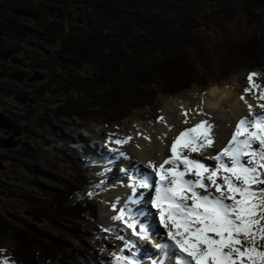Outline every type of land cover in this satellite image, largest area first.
<instances>
[{"label":"rangeland","instance_id":"1","mask_svg":"<svg viewBox=\"0 0 264 264\" xmlns=\"http://www.w3.org/2000/svg\"><path fill=\"white\" fill-rule=\"evenodd\" d=\"M86 1L88 2L89 0H81V3L77 5L78 3H75L73 0H66V3L62 2L58 6L63 8L82 5L81 7L84 11L97 16L98 22V17L101 14V11L98 10L100 9L91 1L88 5L84 4ZM190 1L191 4L200 5L201 16L212 14V7L216 4L219 6L217 12L224 10L222 6L229 11H232L233 8L235 9L236 14L233 13V19H228V21L224 22L223 27L218 26L214 22L206 23L201 16L194 15L196 23L193 24L192 29L199 30L201 35L210 40V44L213 45L211 49L214 47L219 49L218 55H221L220 53L225 50V47L228 46L227 43H231L239 48L254 40L255 37H264V6L261 9H254L255 13L252 14L254 17L251 18L243 11L241 0ZM0 2H4V4H7L6 6H9L7 7L8 16L12 15L21 18L23 24L40 33L39 36H32L29 33L25 38H21L20 36L18 38L15 35L13 37L15 40L10 36L0 38V50H15L17 53L13 60L9 62L0 60V113L11 119L22 131L20 137L14 138L18 144L16 148H0L1 215L7 217L15 225L30 227L39 233L41 238L49 240L58 239L60 243H63L62 254L67 259V264H118V257L126 256L132 259L133 253L136 252L129 243L125 244V246L118 245L117 248L114 247L113 239L111 238L112 233L115 236L113 237L115 241L125 240L127 242L125 237L119 235V229L109 231V227L115 225V221L119 220L114 219V217H110L105 221L102 220L105 211L115 214L117 213L115 209L120 208L121 205L119 202L121 199L113 198L117 200L114 201L107 198L106 196L108 195L103 192L104 186L102 185L106 184V180L110 174V170H107V167H95L91 169L90 174L87 173V177L83 176V178H86V184H89L84 196L97 198L99 199L97 203L99 204L100 202V206L98 207L99 211H101V213L99 212L100 220L95 224L72 223L62 225V223H59L62 227L56 229L47 221L36 218L33 213L34 202L49 203L50 195H47V192L56 190L65 191L60 179L72 180L76 175L75 171H78L82 165L85 170H90L88 168L89 164L84 163L86 158L81 154V149L89 153L88 148L90 149L91 146L94 147L98 144L100 148H97V146L94 148L97 151L104 150L106 146L103 147L100 141L95 140V137L97 138L99 135L107 137L106 141L113 143L112 147L109 144L111 149L109 153L114 161L113 167L120 177L128 178L129 180L130 175H146V171H139L138 169H133L129 175H126L127 171L122 169L123 165L118 160H122L123 156H120L122 154H119L120 158H118V153L124 151L125 148L120 147L125 145V143L117 145L114 141L123 140L127 141L126 143H130L133 134L138 131L140 125L147 126L161 123L160 117L163 116L165 120L166 108L168 102L171 100L188 103L192 109L204 111L208 95L214 88L220 90L226 85H231L237 89V93L240 96H245V89L250 87L248 83L250 73L258 74L257 77H254V82L260 85V88L254 89L247 93L246 96H250L254 92L256 93V91L260 93L264 92V55H260L259 58L257 55L252 56V53L246 56V54L240 52L244 56V64L239 66L238 62H235V65L231 64V68L229 67L227 71H222L217 65L219 64L218 60H216V57H213L216 75H213V72H210L211 70L200 67L201 76L204 78L203 82L194 84L190 89L174 96L163 94L161 89L156 87V82L162 83L161 81L158 80L154 83L149 79L145 81L147 83L143 87L142 82L137 81L139 77L130 76L131 73L130 77H123L119 80L118 83L121 86L117 85L113 88L112 82L116 79L113 76L114 78H111L109 84H106L108 86L105 85V89L97 90L95 95L90 97L91 100L83 102V106H85L84 110L81 112H70L68 117L59 119L54 115H50L48 113L49 110L57 105L63 106L71 98L74 100H79L80 98V93L77 92H72L70 95L61 93L58 86L60 84L59 80H62V76L66 77L67 72L72 70L67 69L66 71L62 67L58 55L63 49V39L69 36L68 34L71 35L73 30L64 23L65 21L60 20V13L58 14V11H55L56 9L51 10L53 4L50 0H31L32 5L29 7L12 5L9 0H0ZM160 2L167 4L163 6V12L159 10L160 6L158 7L155 4H149L150 11L161 15L164 14V18L173 20V22L179 20L180 12L186 11L185 8L187 9L186 13L194 8L191 7L194 5L185 6L187 5L185 1L180 2V0H176L171 6L166 0H160ZM180 3L184 5V9L181 8ZM125 9L128 8L125 7ZM140 9L138 11L139 20L143 23L142 27L149 30L147 28L149 25L146 21H143L147 20V15L142 11L143 8ZM215 9L217 10L218 7L216 6ZM20 10H29L34 17L15 15V12ZM193 10L195 11L197 8ZM225 14L226 12H223L224 18ZM108 18L110 21L115 22V18L109 16ZM91 20H85V24H82L78 28L74 27V33L83 35L91 30H95L97 28L94 24L95 21L92 18ZM53 23H59L61 27L54 28L52 26ZM88 23H91V26L93 23V27L90 26L91 28H88ZM101 25H99V28L104 27ZM174 25L176 27L179 26L178 23H174ZM149 27L152 29V31L149 30L150 33H158L157 28ZM51 29L55 32V37ZM136 29L141 28L137 26ZM103 31L109 32L108 28H105ZM51 40H53V43L50 42ZM164 44L165 42H162V45ZM235 53L239 55V50H235ZM195 58L199 61L198 57L195 56ZM15 59L25 63L27 68L17 65L14 62ZM178 59L179 54L176 51L174 61L177 62ZM258 62L259 64H256ZM82 65L83 70L78 71V73L92 76L96 72L93 66L88 64ZM226 73H229V76H225ZM15 74L19 76L24 74L23 76H27L28 80H25V82L16 81L10 77ZM37 75H43L44 78L42 80L30 81V78H34ZM172 79L175 78L168 76L166 81L170 83ZM151 83L153 84L151 85ZM174 83L183 85L185 80H177ZM146 86H148V89ZM176 87L172 83V88L175 89ZM54 89L58 92L56 90L52 92ZM143 91L146 99L143 98ZM134 99L137 100L135 101ZM80 101H82V97ZM117 102H122L119 105L122 108L121 110L118 109ZM144 102L147 103L144 105ZM94 104L97 106L93 108ZM205 120L212 124L213 127L215 126L213 118L209 114L205 117ZM213 130L212 132H214ZM12 135L13 133L6 136L3 130L0 129V138L9 140ZM129 137H131L130 140H128ZM74 146L78 149H74ZM25 151L29 152L30 155L24 156L22 152L24 153ZM205 164L208 166L215 165L210 163ZM114 178H112L114 179L112 184L122 183L121 181H117L119 180L117 176ZM260 187H264V185H260ZM145 191L148 192V190ZM135 195L133 192L132 197ZM126 196H130V194H126ZM145 203L149 206V210L155 211V209L150 208L148 202ZM123 205H125V202ZM147 214L149 215V211ZM0 228V232L6 230L2 227ZM122 230L126 231L124 228ZM68 231L76 234V236L68 233ZM15 236L14 233H0V262L8 261L9 264H23L19 257L20 248ZM75 237L80 239L81 245L75 243ZM259 244H264V242H259ZM88 253L96 256L99 261L96 257L94 258L96 263L85 258L84 254ZM36 255L39 254L37 253ZM41 259H44L48 264H63L60 260L51 261L50 257L41 256Z\"/></svg>","mask_w":264,"mask_h":264},{"label":"trees","instance_id":"2","mask_svg":"<svg viewBox=\"0 0 264 264\" xmlns=\"http://www.w3.org/2000/svg\"><path fill=\"white\" fill-rule=\"evenodd\" d=\"M50 1L53 4L51 10L56 9L55 11L61 14V9L58 5H61L62 2L66 3V0ZM73 1L75 3L77 2V0ZM92 1L97 2L96 6L101 11L98 17L99 21L97 22V19L94 20L97 28L83 35H69L65 37L63 39V49L58 55L62 67L66 71L67 69H72L67 72V75L65 74L66 77L61 75L62 80H59L60 84L58 85L59 91L65 93V95L77 92L80 93V98L82 97V101H80V98L79 100L71 98L63 106L57 105L49 110L48 113L50 115H54L59 119L68 117L70 112H81L84 110L85 106H83V102L91 100L90 97L94 96L97 90L105 89V85L109 84L113 76L116 78L112 82L113 88L117 85L121 86L118 83L121 78L133 76L139 77L137 81L142 82L143 87L147 83L145 82L146 80L151 79L154 83L159 80L162 83L156 82V87L161 89L163 94L174 96L190 89L194 84L203 82L204 78L201 76L200 67L211 70L210 72L216 75V72H214L213 57H216V60H218V67L222 71H227L229 67L231 68V64L235 65V62H238L239 66L244 64V56L241 53L246 54V56L252 53V56L257 55L259 58L260 55H264V37L262 36L255 37L254 40L239 48L226 42L228 46L220 53L221 55H218L219 49L217 47L211 49L213 46L210 44L211 41L201 35L199 30L192 29L193 24L196 23L194 15L201 16V9L200 5L191 4L190 0H180V2L185 1L187 4L185 6L194 5L191 7H194L193 9L197 8L195 10L196 12L191 9L186 13L187 9L185 8L186 11L180 12V18L177 22L164 18V14L161 15L150 11L149 4L158 5V7L160 6L159 10L161 12L164 11L163 6L167 4L160 2V0ZM166 1L171 6L176 0ZM9 2L18 7H29L32 5L31 0H9ZM6 5L4 2H0V38L10 36L14 39L13 37L15 35L18 38L19 36L25 38L29 33L32 36L40 35L36 30H32V28L23 24L21 18L12 15L8 16L7 7L9 6ZM56 6L58 8H54ZM180 6L184 9L182 3H180ZM216 6L218 7L217 10L215 9ZM241 6L243 7V11L253 18L254 16L252 14L255 13L254 9H261L264 6V0H241ZM125 7L128 9H125ZM140 8H143L142 11L147 15V20L143 21H146L154 29L157 28L158 33L154 31L155 34L150 33L149 30L152 31V29L147 25L149 30L142 27L143 23L139 20L140 17L138 14V11L141 10ZM212 8V14L201 17L205 20L204 22H214L220 27H223L224 22L228 21V19H233V13L236 14L234 8L232 11H229L224 6H222L224 10L217 12L219 10L218 4ZM223 12H226V20ZM112 15L115 16V22L110 21L108 18V16L112 17ZM174 23H178L179 26L176 27ZM99 25L104 27L99 28ZM52 26L54 28L61 27L59 23H53ZM137 26H140L141 29H136ZM105 28H108L109 32H104L103 30ZM225 32L227 33L226 30ZM52 33L55 37V32L53 31ZM50 42H53V40ZM162 42H165V44L162 45ZM235 50H239V55H236ZM176 51L179 54V59L178 61L176 60L177 62L174 61ZM16 54L15 50H0V60L9 62L13 60ZM194 55L199 58V61ZM82 64L93 66L96 72L92 76H85L78 73V71L83 70ZM256 64H259V62ZM23 75L19 76L15 74L10 77L16 81L25 82V80H28V77ZM168 76L175 79H172L168 83L169 81H166ZM225 76H229V73H226ZM181 79L185 80L183 85L174 83V81ZM172 83L177 86L175 89L172 88ZM110 86L112 87V85ZM146 87L148 89V86ZM142 93L143 98L146 99L144 91ZM134 100L136 101L137 99ZM121 103H116L120 110L122 109L119 107ZM146 103L144 102V105ZM96 106L94 104L92 107L94 108ZM22 154L24 156L30 155L27 151L22 152ZM75 172L76 175L72 180L60 179L65 189L64 192L59 190L47 192V195H50L49 203L41 201L34 202L33 213L36 218L47 221L56 229L61 228L63 224L85 223L90 225L97 222L99 208L96 201L84 196L89 185L88 183L86 184V178H83V176L87 175V172L82 167ZM59 223H62V225ZM0 227L6 229L0 233H14L16 235L15 238L20 248L19 257L23 264H42L41 262L48 264L44 259H41V256L50 257V260L53 262L60 260L63 264H67V259L62 254L63 243H60L58 239L49 240L41 238L39 236L40 234L30 227L13 224L7 217L2 216L1 212ZM68 233L73 234L69 231ZM73 236H76V234H73ZM75 239V243L81 245L80 239L77 237ZM37 253L39 255H36ZM84 256L93 263L96 261L94 259L96 256L90 253L84 254ZM96 259L98 258L96 257Z\"/></svg>","mask_w":264,"mask_h":264},{"label":"snow or ice","instance_id":"3","mask_svg":"<svg viewBox=\"0 0 264 264\" xmlns=\"http://www.w3.org/2000/svg\"><path fill=\"white\" fill-rule=\"evenodd\" d=\"M257 76L249 74L246 94L260 88L254 82ZM257 100H264V92ZM257 106L262 112L257 114L249 104L250 117L240 118L226 146L207 157L216 162L214 166L191 158V153H201L214 143L213 125L203 120L174 138L163 163L148 165L155 181L146 175L134 178V193L138 189L151 193L148 203L158 224L167 230L178 264H264V244H259L264 242V187H260L264 185V103ZM115 211L114 218L123 221L132 235L151 239V225L138 221L134 211L126 206ZM117 260L139 264L126 256Z\"/></svg>","mask_w":264,"mask_h":264},{"label":"bare ground","instance_id":"4","mask_svg":"<svg viewBox=\"0 0 264 264\" xmlns=\"http://www.w3.org/2000/svg\"><path fill=\"white\" fill-rule=\"evenodd\" d=\"M259 94L260 92L256 91V93L254 92V94L250 96H246V94L245 96H243L244 99H241L242 96H240L237 93V89L233 88L231 85H226L220 90L214 88L208 95V101L204 107V111L192 109L188 103H182L177 100L169 101L166 108L167 112L164 121L159 124H151L147 126L143 124L140 125L138 131L133 134L130 143H125V145H122L120 147L125 148L124 151L118 153V158H120L119 154H122L120 156H123L122 160L118 159L123 165L122 169L127 170L126 175H129V173L133 169L146 171V176L155 181L157 179L155 173H153L152 169L148 165L150 163H155L157 164V166H159V164L163 163V161L170 156V145L173 142L174 138L181 131L194 127L198 122L205 120V117L208 114L213 118V123L215 125L213 127L214 132H212L214 143L210 148H206L201 153H191V158L200 160L204 163H210L212 165L215 164L216 162L214 160L207 159V157L218 154L222 150V148L226 146V144L230 141L231 134L234 132L236 123L240 118L250 117L248 105H253L254 110L257 114L262 112V109L257 106L258 102L264 103V100H257V96ZM245 100H247V103H245ZM185 112H187L186 116L184 115ZM185 120H187L188 123H185ZM145 137H150V140L145 139ZM106 138L107 137L100 135L97 138L95 137V140L100 141L103 147L106 146L104 150L97 151L96 148H93L91 146L90 149L95 150H90L88 148L89 153H86L83 149H81V154L86 158L84 163L90 162L92 160L95 165H102L104 163H107L109 159L110 164L102 165V167H107V170L112 169V173L110 172V174L108 175L106 184L102 185L104 186L103 192H105L108 196H106L103 192L102 193L109 199H121V201H119L121 203L120 208L126 206L130 212L135 211V213L138 214V217H140L142 220L147 221L148 219L147 223L151 225V230L153 231L151 233V238L156 239L158 237L157 234L161 233L165 238V248L173 251V249L170 247L171 242L167 236V230L158 224L155 211L152 212L151 210H149V208H147L145 204H141L137 208L138 202H133L138 196L144 195L150 197L151 193L149 191L146 192L145 189H138L137 196L134 197V200H130V197H132L133 193V180L135 177L137 178L141 176L130 175L129 181L128 178L125 179L124 177H120V175L117 174L113 167V158L109 153H107V151L111 150L110 145L112 147L113 143L106 141ZM97 148L100 147L97 146ZM105 155L108 157V159L104 158L106 157ZM115 176L119 178V180L117 181H121V184H112ZM188 178L191 179L192 177ZM126 181H128V183L130 182V184L126 183ZM138 182L139 181L137 180V183ZM113 186L115 187L113 188ZM126 194H130V196H126ZM113 200L117 201L116 199ZM124 202L125 205H123ZM148 211L149 215L147 214ZM116 215L118 214H110L109 212L105 211L103 213L102 220H108L110 217H115ZM119 221L120 223H115V225L110 226L109 229H119V235L124 236L125 234L122 233L123 225L121 223V220ZM155 230L159 232L156 233ZM113 237L115 236L112 233L111 238L113 239L115 248H117L118 245L125 246L126 242L124 240L115 241ZM132 238L134 239L133 235ZM139 240L142 239L139 238ZM145 241L146 240L143 239L142 242H138L134 246H131L136 252L135 255H133L132 259H137V256L142 254V256L140 257L142 263L148 262V258L146 256L150 254L151 249H155L152 246H149L148 242ZM157 247L160 248L161 246L157 245ZM169 250L165 256L173 260V254L172 252L170 253ZM177 263L178 260H174V264ZM121 264H123V261H121Z\"/></svg>","mask_w":264,"mask_h":264},{"label":"water","instance_id":"5","mask_svg":"<svg viewBox=\"0 0 264 264\" xmlns=\"http://www.w3.org/2000/svg\"><path fill=\"white\" fill-rule=\"evenodd\" d=\"M212 1H214V0H212ZM15 15H21L24 17H34V15L29 10L16 11ZM14 62L17 65H21L22 67L27 68V65L25 63H22L19 60L15 59ZM43 78H44L43 75H37L34 78H30V81L42 80ZM0 129L3 130V132L5 133L6 136L13 133V135L11 136V138L9 140L0 138V148H2V149L16 148L18 144L15 142L14 138L20 137L22 134V131H21V129H19L17 127V125L11 119L6 117L2 113H0ZM0 166H1V164H0Z\"/></svg>","mask_w":264,"mask_h":264},{"label":"flooded vegetation","instance_id":"6","mask_svg":"<svg viewBox=\"0 0 264 264\" xmlns=\"http://www.w3.org/2000/svg\"><path fill=\"white\" fill-rule=\"evenodd\" d=\"M90 1L93 2L92 0H89L88 2L86 1L87 3L84 2V4L88 5ZM76 3H78L77 5H79V3H81V0H77ZM93 3L95 6L97 5L96 4L97 2L96 3L93 2ZM77 5L60 8L61 9V14L59 15V17L61 18L60 20L65 21L64 23L67 24V26H69L73 30V33L71 35H78L77 33H74V30H75L74 27L78 28L79 26H82V24L83 25L85 24L84 23L85 20L92 21L91 18L94 20L97 17L95 14L87 13L86 11H84L83 8L81 7L82 5L81 6H77ZM112 18H115V16L112 15ZM90 26H91V23H88L87 27L89 28ZM91 27H93V23Z\"/></svg>","mask_w":264,"mask_h":264}]
</instances>
